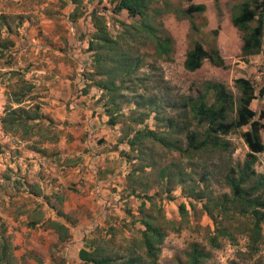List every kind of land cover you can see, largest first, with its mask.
Returning <instances> with one entry per match:
<instances>
[{
  "label": "rangeland",
  "instance_id": "374dc122",
  "mask_svg": "<svg viewBox=\"0 0 264 264\" xmlns=\"http://www.w3.org/2000/svg\"><path fill=\"white\" fill-rule=\"evenodd\" d=\"M115 3L116 0H81L76 4L71 0H0V121L8 108H28L35 104L47 116L46 120L29 121L25 127L8 133L3 132L0 123V242L2 239L10 243L12 264H39L38 259L42 264H81L78 252L93 240L102 245L109 242L108 246L111 244L114 251L122 253L127 241L138 238L143 229L137 220L142 216L139 206L145 202L144 212L157 217L166 227L158 257L160 264L184 261V252L194 242L210 251V264L240 262L244 256L239 254L247 253L245 236L236 235L234 245L219 239L221 248L210 250L206 238L213 228L212 221L203 212L200 202L186 197L184 192L190 182L179 183L189 174L194 180L191 184L202 187L198 181L205 171L211 174L208 185L214 195L227 192L222 179L225 168L220 160L208 155L189 160L151 141L138 142L133 149L126 143L133 131L165 130L149 106H135L136 99L145 104L150 97L154 98L159 106V117L169 118L179 113L182 99L201 91L206 82L224 84L235 97L238 93L234 80L238 78L247 77L256 92L262 88L264 80L255 79L249 70L251 64L240 59V33L230 23L234 1L219 0L218 12L213 0H192L191 3L153 0L147 21L155 27L160 24V29L171 38L172 53L158 58L152 45L136 44V49L139 47L136 55L143 65L124 83L123 92L130 102L118 113L116 125L108 124L104 112L107 95L100 102L102 91L95 88L91 98L97 99L92 101V107L83 110L80 118L88 122L94 120L99 127L93 131V125L87 122L92 132L77 130L76 141L73 138L65 141L67 135H71L67 128L54 121L51 114L42 112L48 89L42 81L39 83L41 79L35 70L46 69L48 59L53 56L75 66L77 97L72 100V109L67 103V108L74 111L78 96L88 84L87 76L92 73V54L87 52L94 32L92 10L105 17L112 36L123 31L121 22L134 24L137 21L130 19L126 12L113 14ZM190 4L206 6L202 15L193 17L198 32L191 30L187 19L177 18L172 11L185 9ZM48 28L52 33H46ZM214 30H217L216 35ZM8 40L13 45L2 48L1 44ZM195 42L205 48L215 42L226 69L205 61L200 69L186 71L185 55ZM24 82L32 88L25 102L17 105L14 92ZM251 107L256 113L264 110V96L257 97ZM143 113L148 117L142 123L134 121L140 120ZM239 132L228 136L234 146L231 156L234 163L242 162L249 151ZM261 136L264 140V130ZM97 153L103 156L98 159ZM165 169L170 178L160 177L161 170ZM255 170L264 173V152L257 155ZM97 179L103 181V186H94ZM55 186L59 190L55 191ZM63 202L67 204L64 211L72 233L66 243L58 244L57 235L45 222L55 217L53 208L60 209ZM181 204L188 210L185 218L179 214ZM165 222H173L174 227ZM32 223L36 224L30 226ZM248 263H264V246Z\"/></svg>",
  "mask_w": 264,
  "mask_h": 264
},
{
  "label": "trees",
  "instance_id": "16d2710c",
  "mask_svg": "<svg viewBox=\"0 0 264 264\" xmlns=\"http://www.w3.org/2000/svg\"><path fill=\"white\" fill-rule=\"evenodd\" d=\"M81 0H71L77 3ZM92 2L93 0H88ZM191 3L192 0H183ZM235 3L231 7L230 23L240 33L241 48L240 59L248 62L249 58L263 53L264 58V0H232ZM153 0H116L112 13L117 15L126 12L130 19H137L134 24L120 23L123 31L112 36L106 24L105 17L97 10H92L90 18L94 32L88 41L87 52L92 54V73L87 76L88 84L82 93L86 94L91 88L102 91L99 101L107 95L103 108L108 117V124L116 125V117L121 113L130 98L124 94V83L132 78L141 68L142 60L137 56L136 44L153 46L154 54L158 58L168 57L172 53V40L166 35L160 24L153 26L147 21L148 11ZM218 12L219 0H213ZM206 10L204 4H190L185 9H173V13L179 19H187L191 30L198 32L193 17L202 15ZM72 14V21L75 20ZM217 34V30L213 31ZM12 46L13 42L6 41L2 48ZM207 61L214 67L226 69V64L217 44L213 42L208 48L195 42L188 49L183 62L184 69L194 72L201 68ZM24 82L21 88L14 92V103L21 105L28 98L30 86ZM234 88L238 96L220 82H206L201 91L182 99L179 104V113L172 117H159L158 104L150 97L149 101L139 103L136 107L149 106L150 112L156 113L158 121L163 123L165 130L156 131L144 128L136 130L128 135L127 145L133 149L138 142L151 141L169 151L177 152L180 156L189 160L208 155L216 156L225 168L223 185L228 190L220 195H214L209 189V172L202 171L199 183L201 186H193L191 176L185 174L179 183L190 182L185 189L189 200L200 202L203 212L212 221L213 228L207 234V243L210 250L221 248L219 239H226L235 244L236 235L242 234L247 241V253H241L240 262L231 261L230 264H249L254 255L264 246V173L257 172L255 165L257 155L264 152V140L261 132L264 130V110L256 113L251 108V103L258 97L264 96V89L256 92L253 83L244 78L234 80ZM211 96V97H210ZM142 97V96H141ZM47 116L41 113L38 104L25 108L22 106L8 108L1 119L3 132H14L23 128L29 121L46 120ZM148 114L143 113L139 123H142ZM256 119V120H255ZM245 128L244 130H242ZM240 131V132H239ZM236 132L240 133L248 153L242 162L234 163L231 156L234 146L228 136ZM195 173V172H194ZM173 175V174H171ZM180 175V174H179ZM160 177L165 179L166 169L161 170ZM60 202H62L60 200ZM191 204V202H190ZM145 202L139 206L142 214L137 222L143 227L139 231V237L127 241L122 253L113 250L99 241L93 240L78 252L81 264H160L158 257L161 245L166 237V227L159 222L157 217L144 212ZM192 205V204H191ZM53 208V207H52ZM55 217L58 220L49 219L48 228L57 235V243L64 244L71 237V225L68 216L61 209H55ZM179 214L182 218L188 214L185 204L179 206ZM174 227L173 222H165ZM32 223L30 226H34ZM0 242V264H12L13 255L10 243ZM107 243V244H106ZM248 254V259L245 255ZM185 260L177 264H210L211 253L201 244L194 242L184 252ZM247 256V255H246ZM39 264H42L38 259ZM264 264V263H263Z\"/></svg>",
  "mask_w": 264,
  "mask_h": 264
},
{
  "label": "crops",
  "instance_id": "0c3cea01",
  "mask_svg": "<svg viewBox=\"0 0 264 264\" xmlns=\"http://www.w3.org/2000/svg\"><path fill=\"white\" fill-rule=\"evenodd\" d=\"M46 33H52L51 28H48L46 30ZM51 49V48H50ZM264 50V47H263ZM55 54H59V51H54ZM248 63L251 64L250 71L254 73L255 79H263L264 80V58L263 53L252 56L249 58ZM73 67H75L73 65ZM71 65L66 64L64 61L60 62L59 56H53L52 59H48V66L44 70H35L39 76L38 79L39 83H44L46 89H48V93L44 101L46 102L45 106L42 108L43 113H49L54 118V121H58L61 123V126H64L67 128L68 132L71 135H67L65 138V141H70L72 138L73 141H76L77 139L75 137L78 136L77 130L79 131H86L92 132L90 128L87 126L86 120H81L83 110L88 108L89 106H93L92 101H96V97L91 98L93 95V89L91 88L90 92H87L86 94L82 93V97L78 96L79 102L77 106L75 107L74 111H71L67 108V103H70L75 97H77V90L75 83H77L76 78L74 77V68ZM244 79H248L247 77H244ZM252 82V81H251ZM253 83V82H252ZM262 89H264V83L262 85ZM70 100V101H69ZM69 101V102H68ZM80 103V104H79ZM252 104V103H251ZM66 105V108H65ZM252 108V107H251ZM253 109V108H252ZM255 111V110H254ZM59 117V118H57ZM93 125V131L94 128L97 129L99 126L93 121L88 122ZM92 127V126H91ZM107 132V131H106ZM105 132V134H106ZM103 133V132H102ZM73 135V136H72ZM95 155V154H93ZM96 158L100 159L102 154L98 155L96 154ZM98 180V179H97ZM94 186H103V181L98 180ZM55 191L59 190L57 186L54 188ZM63 206L60 208L63 212L66 203H62ZM67 214V213H66ZM56 217H54L52 220H55ZM58 220V219H56ZM70 226L71 225H67ZM72 233V227L70 228V234Z\"/></svg>",
  "mask_w": 264,
  "mask_h": 264
},
{
  "label": "built area",
  "instance_id": "2783aa9c",
  "mask_svg": "<svg viewBox=\"0 0 264 264\" xmlns=\"http://www.w3.org/2000/svg\"><path fill=\"white\" fill-rule=\"evenodd\" d=\"M73 108V104H72V101L70 102V109H72Z\"/></svg>",
  "mask_w": 264,
  "mask_h": 264
}]
</instances>
